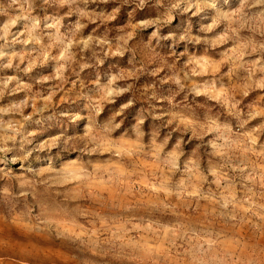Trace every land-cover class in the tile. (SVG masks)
Masks as SVG:
<instances>
[{
    "label": "rangeland",
    "instance_id": "1",
    "mask_svg": "<svg viewBox=\"0 0 264 264\" xmlns=\"http://www.w3.org/2000/svg\"><path fill=\"white\" fill-rule=\"evenodd\" d=\"M0 264H264V0H0Z\"/></svg>",
    "mask_w": 264,
    "mask_h": 264
}]
</instances>
